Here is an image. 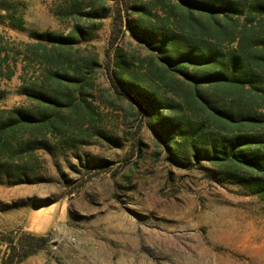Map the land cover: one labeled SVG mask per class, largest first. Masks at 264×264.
Wrapping results in <instances>:
<instances>
[{"label":"rangeland","instance_id":"rangeland-1","mask_svg":"<svg viewBox=\"0 0 264 264\" xmlns=\"http://www.w3.org/2000/svg\"><path fill=\"white\" fill-rule=\"evenodd\" d=\"M104 7L109 17L86 15ZM6 8L22 28L12 27ZM119 14L122 23H114ZM194 18L179 0H0V68L11 73L0 78V107L39 110L25 88L65 104L58 133L36 132L53 148L36 152V177L0 183V264H264V203L211 162L195 161L190 132L163 123L173 116L227 131L205 120L185 77L164 66L163 51L127 26L164 27L179 36L171 49L235 48L211 18ZM122 81L174 108L148 110ZM28 251L35 253L18 262Z\"/></svg>","mask_w":264,"mask_h":264},{"label":"trees","instance_id":"trees-1","mask_svg":"<svg viewBox=\"0 0 264 264\" xmlns=\"http://www.w3.org/2000/svg\"><path fill=\"white\" fill-rule=\"evenodd\" d=\"M179 1L191 19H195L196 13L211 18L216 30L229 37L230 43H236L235 48L225 53L216 46L200 48L185 43L171 49L170 45L175 46L179 36L164 27L147 28L139 22L127 26L134 36L163 51L164 66L168 72L185 77L181 81L195 91L194 100L204 112L205 120L209 119L227 132H214L204 123L175 120L173 116H165L163 124L168 130L176 124L179 131H189L195 161L211 162L220 169L223 179L264 203V0ZM132 9L146 13L144 8L132 6ZM6 10L12 27L22 28V22H16L14 14ZM86 15L102 19L109 17L110 12L104 7ZM119 16L114 17V23H122L121 14ZM78 32L81 34L79 29ZM33 36L62 45L73 43V38L51 33H33ZM189 66L197 72H189ZM0 78H11V73L6 74L0 68ZM121 83L137 94L148 110L157 113L174 108V104L156 91H144L136 82ZM207 86L224 94L207 95L202 91ZM21 93L36 100L41 108L33 111L0 107V183L6 185L26 183L36 177V152L53 153L51 143L36 132L45 129V133L53 130L58 133L55 122L61 117L60 106L65 105L42 90L25 88ZM2 98L0 90V100ZM34 253L25 252L18 262Z\"/></svg>","mask_w":264,"mask_h":264}]
</instances>
